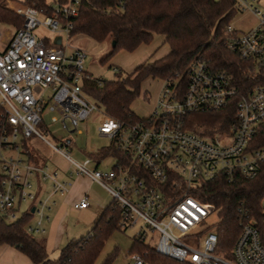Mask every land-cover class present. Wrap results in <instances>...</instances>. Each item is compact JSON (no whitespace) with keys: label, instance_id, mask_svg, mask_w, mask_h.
Instances as JSON below:
<instances>
[{"label":"built area","instance_id":"obj_1","mask_svg":"<svg viewBox=\"0 0 264 264\" xmlns=\"http://www.w3.org/2000/svg\"><path fill=\"white\" fill-rule=\"evenodd\" d=\"M83 1L54 2L49 14L23 4L13 8L22 15L21 26L6 42L0 31L5 44L0 50V216L12 222L26 213L30 220L25 231L42 234L49 220L47 211L55 203L50 196H64L69 190L70 180L23 156L22 144L34 136L67 159L73 165L72 173L88 177L109 193L119 211V228L142 221L136 234L142 242L146 237L142 226L156 230V244L150 246L156 253L189 264H264V199L260 218L239 204V233L227 253L216 231V209L190 193L201 181L219 175L234 181L258 174L264 147L254 148L251 143L264 123V85L240 87L199 53L187 66L184 85L178 77L161 79L148 117L114 119L82 90V80L90 76L83 66L86 53L68 43ZM251 1L235 0V4L241 13L251 11L256 20L242 31L230 22L224 29L223 45L264 73V11ZM38 25L54 35L37 37L33 31ZM231 104L232 120L213 137L188 128L190 113L213 112ZM44 110L52 113L50 119L59 122L63 130L77 133L90 114H103L98 133L130 158L129 162L115 156L112 167L102 170L101 162L98 165L89 156L79 163L73 161L67 149L72 144L70 138L55 145L47 132L38 128ZM137 166L144 175L136 171ZM37 181L50 185L47 196H39L34 188ZM24 203L27 206L23 208ZM88 205L86 195L73 204L78 209ZM128 256L129 264H148L137 251Z\"/></svg>","mask_w":264,"mask_h":264},{"label":"trees","instance_id":"obj_2","mask_svg":"<svg viewBox=\"0 0 264 264\" xmlns=\"http://www.w3.org/2000/svg\"><path fill=\"white\" fill-rule=\"evenodd\" d=\"M64 1L23 0L22 3L49 14L52 3ZM238 12L235 0L83 1L73 20L71 36L81 34L98 42L110 36L115 45L107 58L119 49L132 51L139 44L148 43L154 33L164 36L168 51L158 59L136 66L127 76H118L112 80L91 75L85 77L81 83L82 90L99 103L110 117L122 121H136L139 118L131 111L130 104L140 94L142 81L147 77H178L180 84L184 85L187 66L199 53L213 68L226 71L240 87L264 85L262 71H257L252 62L240 59L223 45L224 29ZM0 23L13 26L14 29L22 24V15L10 9L6 0H0ZM233 115L232 104L213 112H193L187 117L188 128L202 136L213 137L216 131L227 128ZM251 145L254 148L264 147V123L258 127ZM22 148L29 160L34 162L25 141ZM109 154L125 163L130 160L111 143L94 153H88L87 156L99 165ZM136 171L144 175L138 166ZM190 193L216 209V231L222 249L228 253L239 233V204L251 215L259 218L262 216L264 163L252 179L241 177L228 181L223 175H219L212 180L201 181ZM29 220L30 216L26 213L12 222H7L0 216V244L16 248L33 264H93L105 241L114 229L119 228V211L113 202L110 203L100 213L89 232L62 247L56 260L48 257L43 241L25 231V224ZM130 251L143 254L145 261L150 264H189L156 253L136 236ZM110 261L111 256L102 264H109Z\"/></svg>","mask_w":264,"mask_h":264},{"label":"rangeland","instance_id":"obj_3","mask_svg":"<svg viewBox=\"0 0 264 264\" xmlns=\"http://www.w3.org/2000/svg\"><path fill=\"white\" fill-rule=\"evenodd\" d=\"M6 4L10 9L23 5L21 0H6ZM251 4L264 11V0H254ZM14 10V9H13ZM40 18L42 16L39 15ZM255 21V16L251 11L238 12L231 23L239 30L249 28ZM13 26L0 23V31L2 32V39L6 37V33L12 31ZM33 33L37 37L51 38L52 34L45 26L38 25ZM68 43L80 47L85 50L86 57L83 61L84 70L92 77L102 78L105 80L116 79L118 76H127L131 74L136 66L158 59L165 55L168 51V46L164 43V36L154 33L152 39L148 43L139 44L134 50L127 51L124 49L117 50L114 54L107 56L112 51V39L108 36L103 41H95L90 37L81 34H75L69 37ZM4 46L3 41L0 39V50ZM71 52V48H68ZM107 58V59H106ZM162 84L160 78L147 77L141 83L140 94L131 102V111L140 119L146 118L152 112L155 99ZM43 124L38 128L43 132H47V138L55 145H60L67 138L72 140V144L67 145L70 158L75 162H82L88 153H94L102 147H107L110 144L108 138L101 136L98 133L97 127L99 121L104 119V115L95 111L90 114L86 120L79 124L80 132H69L60 127L59 122L52 121L46 110L42 112ZM34 162L38 165H48L51 171H57L61 178L64 174L69 176L73 171V165L60 154L55 152L48 144L41 141L37 137H30L25 140ZM26 158L27 154H23ZM115 163V157L111 154L105 156L99 165L102 170H108ZM74 174V173H72ZM27 203L23 204V208ZM78 220L72 212H67V216L62 221L63 234L57 235V229H52V233L34 235L38 240L46 237V249L48 257L52 260L58 259L62 247L68 242L64 235L70 230L72 225H75ZM142 221L137 225L129 226L126 229L116 228L111 233L110 237L105 241L104 246L95 259L93 264H102L103 261L111 256L109 264H129L128 253L131 252L134 236L141 230ZM144 228L145 239L144 243L149 246H154L157 241L158 232L156 230H149L148 227ZM85 232L83 235H85ZM57 235V238H56ZM62 236L63 239L60 240ZM78 236L75 238H79ZM71 238V237H70ZM68 238V239H70ZM73 240V239H71ZM9 255L3 257L2 264H12L8 261ZM150 264V263H148Z\"/></svg>","mask_w":264,"mask_h":264},{"label":"crops","instance_id":"obj_4","mask_svg":"<svg viewBox=\"0 0 264 264\" xmlns=\"http://www.w3.org/2000/svg\"><path fill=\"white\" fill-rule=\"evenodd\" d=\"M13 30L14 29H12V31ZM12 31L6 33V37L4 38L5 42ZM63 178L70 180L71 185L64 196H59L58 194H52L50 196L55 203L47 211L49 220L44 223L45 232L42 234H46L47 232L52 233V229L55 228L57 229V235H62L64 231L62 228V221L67 216V212H72L77 216L78 220L75 225H72L67 234L64 235L66 240H68L67 242H70L71 239L74 240L78 234L81 237L85 232H89L103 209L112 203V198L103 187L84 175L69 174V176H67L64 174ZM34 188L38 191L40 197H45L50 193V185L47 183H39L37 181L34 184ZM84 195L88 196L89 205L83 209L75 208L73 204L78 202ZM64 236L59 239L62 240ZM46 240V237L41 239V241L45 243V246ZM5 255L10 256L8 261H12V264H33L27 256L16 248L7 244H0V264H2Z\"/></svg>","mask_w":264,"mask_h":264},{"label":"water","instance_id":"obj_5","mask_svg":"<svg viewBox=\"0 0 264 264\" xmlns=\"http://www.w3.org/2000/svg\"><path fill=\"white\" fill-rule=\"evenodd\" d=\"M56 41H57V42H59V41H60V38H59V37H57ZM114 45H115V42H114V41H112V47H113Z\"/></svg>","mask_w":264,"mask_h":264}]
</instances>
